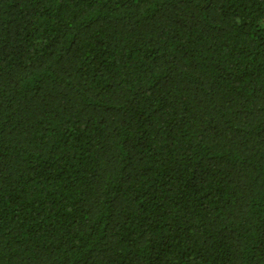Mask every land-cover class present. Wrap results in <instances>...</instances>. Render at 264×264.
<instances>
[{"label": "trees", "instance_id": "16d2710c", "mask_svg": "<svg viewBox=\"0 0 264 264\" xmlns=\"http://www.w3.org/2000/svg\"><path fill=\"white\" fill-rule=\"evenodd\" d=\"M0 264H264V0H0Z\"/></svg>", "mask_w": 264, "mask_h": 264}]
</instances>
